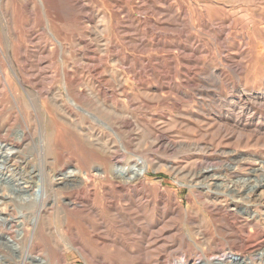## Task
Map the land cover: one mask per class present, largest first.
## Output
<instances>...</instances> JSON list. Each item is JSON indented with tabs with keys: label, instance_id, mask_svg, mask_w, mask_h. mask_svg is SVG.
Instances as JSON below:
<instances>
[{
	"label": "rangeland",
	"instance_id": "374dc122",
	"mask_svg": "<svg viewBox=\"0 0 264 264\" xmlns=\"http://www.w3.org/2000/svg\"><path fill=\"white\" fill-rule=\"evenodd\" d=\"M0 142V264H264V0H0Z\"/></svg>",
	"mask_w": 264,
	"mask_h": 264
},
{
	"label": "bare ground",
	"instance_id": "6f19581e",
	"mask_svg": "<svg viewBox=\"0 0 264 264\" xmlns=\"http://www.w3.org/2000/svg\"><path fill=\"white\" fill-rule=\"evenodd\" d=\"M74 103V101H73ZM250 109V108H249ZM82 110V109H81ZM24 138V134H21L20 138H19V141L20 140H23ZM16 153V148L14 146L12 147H8L7 144H4L3 142H0V171H2L4 169L3 167V162L5 161H8L14 154ZM248 160V159H247ZM241 161V160H240ZM242 162V161H241ZM250 162V161H249ZM8 163V162H7ZM134 164H131V165H128V166H122L120 165L118 162L115 164L114 166V169H113V175L119 179L122 180V183L123 185L127 186V185H130V184H134V183H137L138 181H140L141 179L145 178V175L147 173V166L146 165H142V162L140 161H136V162H133ZM247 163V162H246ZM254 163V162H253ZM241 167V166H240ZM16 169V168H15ZM103 169L102 168H96V171L98 173H103L102 171ZM236 168L234 169L233 168V173L236 172ZM209 173H213L215 170H209ZM208 173V172H207ZM78 174H80V171L77 170V169H70L68 170L67 172L63 173L62 174V177H64L65 179H68V178H73V177H77ZM215 174V173H214ZM237 175V174H236ZM260 177L264 178V175L262 174H259ZM203 176V175H202ZM215 175H212L211 177L213 178ZM239 176V175H238ZM259 177V178H260ZM258 178V179H259ZM262 178L260 179V181H262ZM7 179V178H6ZM42 182V181H41ZM39 182V183H41ZM258 183V182H257ZM264 184V183H263ZM262 184V185H263ZM73 185V184H72ZM235 185L233 184L232 185V188L230 189H227V191H229L230 193H236L237 194V190L235 189L234 187ZM248 187L247 190H245V194L244 195H247L250 197V193L252 191V187L249 186V185H246ZM261 186V185H260ZM209 187V186H208ZM20 188V187H19ZM258 188V187H256ZM36 190H34V195H38V194H41L40 195V199L42 200V197L45 195L44 193V187L43 185H37ZM222 190V189H221ZM224 190V189H223ZM40 191V193H39ZM221 192V191H220ZM248 192V193H247ZM254 192V191H253ZM217 193V192H216ZM223 195V194H222ZM227 195V194H226ZM239 195V194H238ZM229 196V195H228ZM46 197V196H45ZM243 197V196H242ZM247 197V198H249ZM44 198V197H43ZM262 198V197H261ZM45 204V203H44ZM1 206V205H0ZM2 214V212L0 213V215ZM254 217V216H253ZM0 221L2 222H8L9 223V228L12 229V225L11 222L13 221H10V220H7L3 217L0 216ZM36 222V221H35ZM6 224V223H5ZM20 226H23V225H20ZM7 228V227H6ZM21 228V227H20ZM15 230L16 233H18V237H23V231L24 230ZM9 229V230H10ZM15 233V234H16ZM0 238H5V240H9V243L11 242V246L14 248V249H19V244L17 243V240H15L13 237L9 236V235H5L3 234V232L1 233L0 231ZM264 244V243H263ZM246 246V245H245ZM262 246V245H261ZM249 247V246H247ZM243 248V247H242ZM29 247H27L26 251H25V254H24V260L26 259H31V260H37V261H42L40 258H35V257H32V255L30 254V251H29ZM257 257H259V260H264V251L261 252L259 255H256ZM239 258V260H234V258ZM223 258V257H222ZM226 262H221L219 263L218 261H222V259H220L219 257H214L212 258V261L213 264H228V262H230L229 264L233 263V264H249L247 262V259L241 257V256H238V255H233V254H228L226 256ZM24 262V261H23ZM26 262V261H25ZM251 262V261H250ZM210 263V262H209ZM177 264H186V263H182V262H178ZM198 264H207L206 262H199Z\"/></svg>",
	"mask_w": 264,
	"mask_h": 264
}]
</instances>
